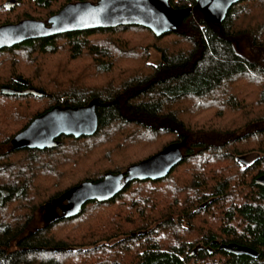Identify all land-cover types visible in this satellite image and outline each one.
Returning <instances> with one entry per match:
<instances>
[{"label":"trees","instance_id":"trees-1","mask_svg":"<svg viewBox=\"0 0 264 264\" xmlns=\"http://www.w3.org/2000/svg\"><path fill=\"white\" fill-rule=\"evenodd\" d=\"M4 1L0 24L82 0ZM169 1L192 9L172 32L120 24L0 49V264H264V0H239L220 22L195 0ZM92 100L93 134L13 148L35 116ZM178 142L163 178L70 209L73 187ZM39 208L53 212L41 224Z\"/></svg>","mask_w":264,"mask_h":264},{"label":"water","instance_id":"water-1","mask_svg":"<svg viewBox=\"0 0 264 264\" xmlns=\"http://www.w3.org/2000/svg\"><path fill=\"white\" fill-rule=\"evenodd\" d=\"M16 0H7L10 7ZM196 6L208 19L220 22L229 7L239 0H195ZM191 7H173L169 0H87L67 3L46 21L25 18L17 22L0 24V49L10 47L28 39H36L66 31L87 28L112 27L120 24H136L150 28L155 34L172 32L190 13ZM46 94L43 90H38ZM92 100L85 105H54L35 116L30 123L16 133L13 148H45L56 145L61 135L93 134L98 125L96 107ZM183 142L172 143L157 153L131 165L125 173L106 176L97 181L84 182L70 192V209L77 213L87 200H107L117 194L123 185L133 179L157 180L166 176L182 160ZM233 253H252L250 248L235 243L219 244Z\"/></svg>","mask_w":264,"mask_h":264},{"label":"rangeland","instance_id":"rangeland-1","mask_svg":"<svg viewBox=\"0 0 264 264\" xmlns=\"http://www.w3.org/2000/svg\"><path fill=\"white\" fill-rule=\"evenodd\" d=\"M5 1H7V0H5ZM5 1H4V2H5ZM2 24H3V23H2ZM237 47H238L239 49L244 48L242 44H238ZM244 49H245V48H244ZM244 49H243V51H245ZM156 60H157V54L155 53L154 49H151V54H150V56H149V61H153V62H155ZM183 148H184V147L182 146L181 149H183ZM258 155H259V153L256 152V151L248 152V153H246V154H243V155H241V157H240L241 163H242V164L250 163V162L253 161ZM52 213H53V212H52V209H48V208H46V209H43V208H39V209H37V210H36V217H37V219H38V222H40V224L43 223V222L46 220L47 216L50 215V214H52ZM46 215H47V216H46Z\"/></svg>","mask_w":264,"mask_h":264}]
</instances>
